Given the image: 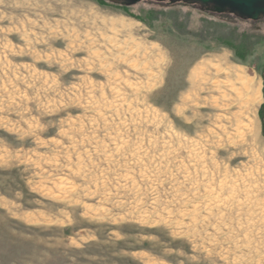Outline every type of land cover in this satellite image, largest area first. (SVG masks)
Here are the masks:
<instances>
[{
    "label": "rangeland",
    "instance_id": "374dc122",
    "mask_svg": "<svg viewBox=\"0 0 264 264\" xmlns=\"http://www.w3.org/2000/svg\"><path fill=\"white\" fill-rule=\"evenodd\" d=\"M0 264H264V18L0 0Z\"/></svg>",
    "mask_w": 264,
    "mask_h": 264
},
{
    "label": "water",
    "instance_id": "95a60500",
    "mask_svg": "<svg viewBox=\"0 0 264 264\" xmlns=\"http://www.w3.org/2000/svg\"><path fill=\"white\" fill-rule=\"evenodd\" d=\"M122 1L127 5H135L137 3L146 0H114ZM158 2L169 1L171 3L178 0H155ZM190 1L194 3H199L205 6L207 10L222 14L224 12H229L231 14L237 15L245 20L257 21L260 18H264V0H183ZM212 5L211 9L209 6Z\"/></svg>",
    "mask_w": 264,
    "mask_h": 264
},
{
    "label": "bare ground",
    "instance_id": "6f19581e",
    "mask_svg": "<svg viewBox=\"0 0 264 264\" xmlns=\"http://www.w3.org/2000/svg\"><path fill=\"white\" fill-rule=\"evenodd\" d=\"M124 27V26H123ZM103 37V36H102ZM216 60V59H215ZM130 65V64H129ZM136 65L134 64V66H132V68L133 67H135ZM199 66V65H198ZM202 66V65H201ZM137 67V66H136ZM195 67H197V66H195ZM206 68V67H205ZM229 69H230V67H228ZM198 69H200V68H198ZM216 69V68H215ZM238 69V68H237ZM206 70V69H205ZM217 70H218V68H217ZM222 70L220 69V72H221ZM126 72V71H125ZM209 72V71H208ZM216 72H218V73H220L219 72V70L218 71H216ZM228 72V71H227ZM199 72H194L192 75H190V76H193V77H196L197 76V74H198ZM226 73V72H225ZM221 74V73H220ZM148 75V74H147ZM202 75V74H201ZM244 74L241 72V71H239V70H235V69H233V70H231L230 69V73H227V75H225L226 77V81H224V82H222L221 81V79H220V81H218V82H220V83H213L212 82V84H214V89H217V88H219L220 86L219 85H222V88L224 87L225 88V90L224 91H226L227 89L226 88H229V91L230 92H232L233 91V93L234 92H236V93H238L237 94V97H238V99L240 100H242L241 102H243V103H241V104H243L244 106L245 105H249V104H253V103H255V102H257L258 101V99H259V97H260V92H259V90H255L253 87H252V85H251V80H248V82H245V76H243ZM192 77V79L194 80V78ZM224 77V76H223ZM234 77V78H233ZM197 78V77H196ZM195 78V79H196ZM191 79V80H192ZM200 79V78H199ZM204 81L205 80H207V79H205V78H202ZM219 79V78H218ZM192 80V81H193ZM201 80V79H200ZM211 80V79H210ZM209 80V81H210ZM246 80H247V78H246ZM208 81V80H207ZM196 82V81H195ZM195 84V83H194ZM225 84V85H224ZM197 85V84H196ZM235 85H238V86H240L239 88H237V87H235ZM198 86V85H197ZM226 86H228V87H226ZM199 87V86H198ZM136 88V87H135ZM201 88V87H200ZM220 89V88H219ZM218 89V90H219ZM217 90V91H218ZM245 92H247V99L246 100H244L243 101V97H245ZM223 93H226V92H223ZM250 106V105H249ZM220 107V106H219ZM247 108H249V107H247ZM244 112V111H243Z\"/></svg>",
    "mask_w": 264,
    "mask_h": 264
},
{
    "label": "flooded vegetation",
    "instance_id": "af4514ba",
    "mask_svg": "<svg viewBox=\"0 0 264 264\" xmlns=\"http://www.w3.org/2000/svg\"><path fill=\"white\" fill-rule=\"evenodd\" d=\"M212 5L209 6V8L211 9Z\"/></svg>",
    "mask_w": 264,
    "mask_h": 264
},
{
    "label": "trees",
    "instance_id": "16d2710c",
    "mask_svg": "<svg viewBox=\"0 0 264 264\" xmlns=\"http://www.w3.org/2000/svg\"><path fill=\"white\" fill-rule=\"evenodd\" d=\"M114 1V0H113Z\"/></svg>",
    "mask_w": 264,
    "mask_h": 264
}]
</instances>
